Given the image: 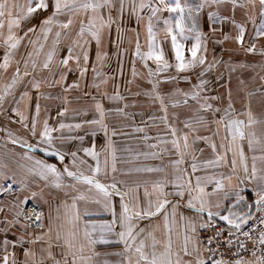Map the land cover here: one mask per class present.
<instances>
[{
  "label": "snow or ice",
  "instance_id": "1",
  "mask_svg": "<svg viewBox=\"0 0 264 264\" xmlns=\"http://www.w3.org/2000/svg\"><path fill=\"white\" fill-rule=\"evenodd\" d=\"M230 2L235 10L238 0ZM239 7L247 10V19L253 24L257 11L264 17V0H243ZM49 9V14L38 24L32 23L36 18L34 14ZM126 9L136 17L138 25L147 19L144 45L140 42L139 30L126 25ZM144 9L150 13L146 18L141 15ZM164 10L176 13L175 20L163 19L159 13ZM161 19L163 41L155 24ZM229 19L225 17L221 23ZM22 22L30 26L22 29ZM231 22L238 29L237 34L220 32L222 39L211 42L223 45L231 39L245 54L264 58V43L260 42L264 38V19L256 25L255 36L248 41L245 40V24ZM113 27L115 39L112 38ZM191 31L193 29L186 26L185 8L179 0L174 4L159 0L158 5L152 0H0V115L6 121L0 126V131L5 133L0 140L5 141L6 149L8 142L13 145L4 153L6 158L20 157L28 162H17L13 168L0 161V232L7 233L19 225L17 238L3 241L0 264H264V111L260 115L254 113L250 100L237 109L232 89L227 83H219L223 73L216 76L215 91L224 87L225 95H212V81L207 78L221 63L228 69V81L237 67H260L264 71V63L237 64L231 57L223 61L214 49H209L207 33L196 32L190 39ZM217 32V28L211 29L213 36ZM126 33H134V37L127 38L129 45L134 43V51L133 79L124 80L125 90H129L127 85L138 76L146 80L151 87L142 89V94L150 103H158L162 113L148 119L158 120L164 126V131H158L154 137L147 135L145 127H134L135 132H145L140 139L153 149L136 153V158L161 159L175 155L177 158L168 162L170 173L161 166L117 167V148L112 137L124 133L116 127L110 129L106 120L113 113L126 119L130 117L126 111L130 105L121 94L119 83L124 77V55L128 52V48L120 47ZM169 40L171 57L163 47ZM188 41L192 42L186 47ZM93 42L94 59L91 56ZM108 44L115 48L111 55L117 63L111 73L103 71L109 66ZM22 45L30 46L26 57H22L23 70L21 60L16 59ZM145 45L146 50H143ZM61 48L66 49L63 57L59 56ZM209 51L211 61L207 58ZM137 61L146 73L137 71ZM150 61L155 68L150 66ZM89 69L92 78L87 83L89 91L84 95L91 96V118H87L89 108L73 109L75 116L85 118L66 123L63 118L69 111L67 93L85 86L83 82ZM45 70L47 75H43ZM70 74L74 79L68 82ZM260 80L264 83V75H260ZM109 81L114 82L111 93L107 90ZM180 81L188 83L189 87L176 86L167 93L161 91L162 82L179 85ZM243 83L240 80V84ZM56 86H60L64 95L56 113L60 119L51 124V108L42 109L41 100L60 97L41 89ZM93 88L100 98L92 95ZM256 92L264 99V88L258 87ZM133 95L139 96L141 92ZM253 95L255 93H247L248 97ZM105 99L117 106L106 108ZM190 101L194 102V108ZM216 101L220 103H213ZM131 103L134 106L137 102ZM181 106L193 112L181 121L183 128L176 123L179 114H169V107ZM8 124L20 125L24 134L18 135ZM212 125H215L212 135L199 134L201 128L211 131ZM153 126L159 128L157 124ZM64 130L77 134L55 135ZM222 130L224 135H220ZM100 133L104 142L97 150ZM214 136L219 137L218 144ZM86 139H90V144H85ZM196 141H203L210 148L212 158L201 159L196 155L205 150L195 148ZM71 142H77L78 146H57ZM17 147L22 151L17 152ZM37 150L43 157H54L58 163L37 156ZM248 153H251L250 163ZM188 160L190 163L186 164ZM117 173L124 177L132 173L163 175L154 181L137 179L129 184ZM47 189H55L63 193V197ZM248 191L252 199L245 195ZM30 200L36 201L37 206L26 208ZM181 207L187 211H181ZM99 216L110 219L93 218ZM25 242L29 247H24ZM38 242L39 257L34 248ZM109 244L123 247L111 253L96 251L98 245ZM9 247L13 251L9 252ZM17 247H23V261L17 257ZM102 255L122 259L101 261L98 257Z\"/></svg>",
  "mask_w": 264,
  "mask_h": 264
},
{
  "label": "rangeland",
  "instance_id": "2",
  "mask_svg": "<svg viewBox=\"0 0 264 264\" xmlns=\"http://www.w3.org/2000/svg\"><path fill=\"white\" fill-rule=\"evenodd\" d=\"M167 3L174 4L176 0H166ZM179 2L182 4V6L185 8V23L188 29H193L189 33L190 39L194 37L196 32H203L207 33L210 38L209 42V49H214L215 54L218 56H221V59L223 61H228L231 57V60L233 63H240V62H246V63H264V58H261L258 54H245L242 50H239L240 46L234 42L233 40H228L223 43V45L214 44L211 41L215 39H222V35H220V32H226L230 35H236L238 32V29L235 28V26L232 24L231 21H235L236 24H240L243 22L245 24V40L248 41L252 37L255 36V28L256 25H259L261 20L264 19V17H261L259 12L256 13L255 18V24L251 20L247 19L246 16V9H241L239 7V4L243 2V0H238L236 9L233 10V4L230 2V0H179ZM152 3L154 5L159 4V0H152ZM147 9H144L141 12V15L145 18L149 15ZM159 15L163 18H169L171 17L173 21L175 20L176 13H170L167 10L162 11L159 13ZM125 18L131 19V24L127 25L130 28H136L140 32V42L142 45L145 44L146 39V25H147V19L142 21L139 25L136 23V17L130 13L129 9L125 10L124 13ZM225 17H229L230 19L228 21H225L223 24L221 23L222 20H224ZM163 19L159 21H155L156 24V30L158 31V36L161 41H163L164 33L160 31L163 29ZM134 21V23H133ZM133 23V24H132ZM217 28L218 32L216 36H213L211 34V29ZM129 35H132L134 37V33H126L123 43L120 45L121 49L128 48V52L124 55V77L119 79V83L121 85L120 92L122 95H124L127 98V101L129 102V108L126 110L128 113H130L129 118H125L123 116H119L115 113L110 114L108 116V125L111 129L112 127H116L118 130H122L124 134H118L117 136L112 137V139L115 141V147L117 148V157H118V164L117 167L120 169H129L133 167H125L121 168L119 167V164L122 165V162H120L121 158L124 159L123 162L130 163L132 161H140L141 164L138 166H160L164 161L166 162V166L164 167L167 172H171V166L169 165L170 159H176L177 157L175 155L172 156H162L161 159H152L148 158L145 159L143 156H140L139 158H136V153L140 152H149L153 151V149H150L145 146L144 142L140 139L145 135V132H135L133 129L134 127L140 126L145 127L147 135L150 137H154L157 135V132H163L164 126L160 123V121H151L148 119L149 116H160L162 113L159 111V104L155 103L152 104L149 102V98L144 96L142 94V89L150 88L151 86L146 83V80L141 79L139 76L136 77L133 80V83L130 85H127V88L129 90H125V79H133L131 76V61H132V53L134 51V43L132 45H129L127 42V38ZM113 39H115V31L113 27ZM192 41L185 42L186 47L190 46V43ZM261 43H264V38L261 39ZM163 47L165 48L166 55L168 57H171V51H170V40L163 43ZM259 47V44H258ZM222 49H233L234 51H223ZM143 50H146V45L143 48ZM107 51L110 55V60L108 61L107 67L103 69V71L107 73H111L113 69L117 67L116 59L115 57H112V53L115 51V48L112 44H108ZM222 53V55H221ZM95 54V44L93 42L92 46V59H94ZM186 55H190L186 52ZM207 58L209 61L212 60V52L209 51L207 53ZM91 63V60H90ZM150 66L155 68V64L151 61L149 62ZM136 69L138 72L146 73V69L143 68L142 64L137 61L136 63ZM199 71V69H197ZM223 73V79L219 81L220 84H228V87L232 89L233 98L236 101L235 107L237 109H240L242 107V104L247 103L249 100L251 102V107L257 115H260L262 111H264V108H262V105H264V99L260 97V94L256 92V89L258 87L264 88V83L260 80V75H264V71L261 70L260 67H256L255 69L251 68H239L237 67L234 72H232V79L231 81H228V69H226L221 63L218 65L215 69H213L210 73L207 74V78L212 81V88L214 91L211 93L212 95H225L226 94V88L220 87L218 91H215L217 88L216 83V76ZM174 74V73H173ZM163 75V74H162ZM92 78L91 70L89 69V72L86 76V80H89ZM240 80H243L244 83L240 84ZM193 82H195L193 77ZM85 85V81L83 82ZM179 86L180 88L187 89L189 87V84L180 81L179 85H175L174 83H161V91L164 93H167L172 90V88ZM107 90L111 93L114 90V82L109 81L107 85ZM89 89L84 86L82 89L77 90H71V92H76V97H80V99H91V96L84 95V93L88 92ZM92 95H97L98 98L99 95L96 93V90L93 88L91 89ZM141 92V95L134 96L133 93ZM252 92L255 93V95L248 97L247 93ZM73 96V95H71ZM167 99V97H166ZM135 100L137 103L133 106L132 101ZM103 103L106 108H112L117 106L116 104L110 103L106 99L103 100ZM213 103H220L219 101L213 102ZM190 104L192 108L195 107L194 102L190 101ZM122 106V104L120 105ZM85 108V107H83ZM172 112H177L179 114V118L176 121L177 126L180 128H183V124L181 121H183L186 117L192 116L193 112L191 108H187L184 106L178 107V108H171L169 107V114ZM143 113V115H141ZM210 118V117H209ZM169 119L171 120V115L169 116ZM157 124L159 125V128L154 127L153 125ZM187 131V129H184ZM215 132V125L211 126V131H205L203 128L200 129L199 134L200 135H212ZM225 133L223 130L221 131L220 135H224ZM100 135H103L102 133L98 134L97 137V144L100 142ZM214 140H216L217 144L219 143V137L214 136ZM154 141H149V143H152ZM189 142L192 143V139L190 136ZM171 146L169 145V148ZM194 147L197 149L203 148L205 149L204 152L201 154L200 152H197L196 155L200 157L201 159H210L212 158L211 150L210 148H207L205 146V143L203 141H196L194 144ZM245 147L246 143H245ZM246 150V148H245ZM249 157L251 156L250 153H248ZM124 163V164H125ZM155 163H157L155 165ZM190 163V160L186 161V164ZM161 173H132L131 175L124 177L121 173H117V176L119 178L127 179L129 184H131L134 180H149L154 181L157 178H159ZM209 191L211 188L209 187ZM247 197L249 198L250 194L246 193Z\"/></svg>",
  "mask_w": 264,
  "mask_h": 264
},
{
  "label": "crops",
  "instance_id": "3",
  "mask_svg": "<svg viewBox=\"0 0 264 264\" xmlns=\"http://www.w3.org/2000/svg\"><path fill=\"white\" fill-rule=\"evenodd\" d=\"M50 11H51V9H49L48 12H40L38 15L34 14V16L36 18L32 20V23L33 24H38L40 19L43 18L44 16H46L47 14H49ZM125 23H126V25H128V24L130 25L131 24V19L125 18ZM133 23H134V21H133ZM29 26H30V24H28L27 22H22V29H26ZM20 34L21 35L23 34L22 31H21ZM24 43L26 44L27 41H25ZM48 44L49 45L51 44V40H49ZM29 48H30V46L28 48H26V47H24L22 45L21 48L19 49L18 53H17L16 59H20L21 60V65H20L21 70H23L22 57H26L27 51L29 50ZM45 50H47V46H46ZM65 54H66V49L61 48V50L59 52V56L63 57ZM41 58H43V56ZM0 59H2V49H0ZM73 64H74V62H73ZM14 67H15V65H13L12 68L9 69V72H8V77L9 78H10L11 72L14 70ZM53 67H55V65H53ZM43 75H47V71L46 70L43 73ZM73 79H74V76L70 74L69 77H68V82H71ZM90 81H91V79H89V80L85 79V86L86 87H87V83L90 82ZM21 87H23V86H21ZM41 90L44 91V92H51L53 94V96H55V97H60V99H52V100H43L42 99L41 100L42 109L44 107L51 108L50 115H51L52 119L50 120V123L51 124H56L57 121L60 119L59 117L56 116V113L59 110V106H61V104H62V97H63L64 94L61 92L60 86H56L55 88H52V89H48V88L45 87V88H43ZM71 95H73V96H71ZM32 96H33V103H34V101H35V90L32 91ZM67 96H68V99H69V104H68L69 111L65 115V117L63 118L66 123L75 122V121H78L80 119L85 118V117L75 116L73 114V111H72L73 109H83V107L89 108V116L87 118H91V109H90L91 99H76V92H71V91H69L67 93ZM41 116L42 117L44 116L43 110L41 112ZM107 119H108V117H107ZM0 121H1V125L0 126H4L6 121L4 120L2 115H0ZM106 122L108 123L107 120H106ZM8 127H10L18 135H23L24 134L23 129L18 124H8ZM60 134H63L65 136H67V135H75L77 133L69 132L67 130H64L63 133H55V135H60ZM4 136H5V133L0 131V138H2ZM99 137H100V142H98L99 144H97V150H99V148L101 147V145L104 142L103 141V135H100ZM29 139H31V138L29 137ZM90 142H91L90 139H86L85 144L86 145L90 144ZM4 144H5V141L0 140V161L9 163V165L11 167H13V168H15V164L17 162H19V163H28L27 161H23L20 157H15L14 159L6 158L4 156V153L7 151V149L13 148V145L10 142H8L7 143V149H6L4 147ZM57 146L58 147L74 148V147L78 146V143L77 142H71V143H68V144L63 145V146L57 144ZM245 148H246V151H247V147H245ZM16 151L17 152H21L22 150L17 147ZM35 154L37 156L42 157V158L48 159V162H50V163H58L54 157H43V154L40 153L39 150H37V152ZM80 154L83 155V153H80ZM250 155H251V153H250ZM250 157H249V163H250ZM87 159H89V161L91 162L90 158H87ZM102 159H103V156H102ZM123 161H124V159L121 158L120 162H122V165L119 164V167L122 166L121 168L137 167L138 165L141 164V162L138 161V160L132 161L130 163H125ZM156 164L157 163H155V165ZM160 166L161 167H165L166 166V162L164 161V163H162ZM40 184H41V186H43L44 182L41 181ZM81 187L86 189L87 186H81ZM149 187H150V185H149ZM46 191L52 192L53 194H55V195H57V196H59L61 198L63 197V193H57V191L55 189H47ZM246 193H249L250 194L249 199H252L251 192L248 191ZM246 193H245V195H246ZM169 199L175 200L177 198L176 197H169ZM34 202L36 203V201H34ZM44 207H45V211H46L47 210L46 206H44ZM181 211H185L186 212L187 209L181 207ZM93 218L94 219H110L109 216H99V217H93ZM46 222L47 221H45V223ZM143 223L146 224L147 222L145 221ZM39 231L40 230L37 229V233ZM18 234H19V225L15 226L11 231H9L7 233L0 232V249L3 248V241L5 239H7L9 241H14L17 238ZM26 240H27V237H26ZM24 247H29L27 242H25ZM122 247H123L122 245H115V244L98 245L97 248H96V251L101 252V253H111V252L121 251ZM34 248H35V250L37 252V256L39 257V255H40V243L38 242L34 246ZM11 251H13V249L11 247H9V252H11ZM15 251L17 252L18 259L20 261H23L24 260L23 247H17ZM54 251H55V249H54ZM98 259L101 260V261L104 260V259H107V260H110V261H117V260H121L122 257H118V256H114V255H108V256H103L102 255V256L98 257Z\"/></svg>",
  "mask_w": 264,
  "mask_h": 264
},
{
  "label": "built area",
  "instance_id": "4",
  "mask_svg": "<svg viewBox=\"0 0 264 264\" xmlns=\"http://www.w3.org/2000/svg\"><path fill=\"white\" fill-rule=\"evenodd\" d=\"M0 125H1V121H0ZM35 206H37V204L34 202V201H32V200H30L28 203H27V205H26V208H33V207H35ZM225 235H226V233H225ZM242 238V237H241ZM249 247H251V245L249 244ZM236 249H233V251H235ZM242 255H246V253H241Z\"/></svg>",
  "mask_w": 264,
  "mask_h": 264
}]
</instances>
